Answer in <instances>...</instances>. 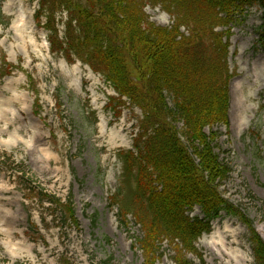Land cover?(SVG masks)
<instances>
[{
	"label": "rangeland",
	"instance_id": "rangeland-1",
	"mask_svg": "<svg viewBox=\"0 0 264 264\" xmlns=\"http://www.w3.org/2000/svg\"><path fill=\"white\" fill-rule=\"evenodd\" d=\"M74 1L85 3V0ZM4 2L0 0V103L11 99L13 103L3 108L13 112L16 118L12 126L0 120V264H144L135 241L142 236L139 226L132 217L128 225L122 224L117 205H110L109 200L120 183L125 184L118 154L131 149L140 111L125 106L117 115L111 100L115 94L103 77L85 71L83 67L90 68L74 55L50 53L48 33L37 27L34 20L38 0L25 2L33 10L30 18L33 41L29 44L9 30L12 16L3 11ZM144 12L158 26L168 27L174 22L163 6L154 4L153 0L144 1ZM261 16V10L253 8L235 19L236 22L232 20L227 27L216 29L224 33L229 29L226 34L229 40L224 41L229 45L227 66L232 75L230 127L227 130L218 125L211 130L206 128L205 132L217 133L214 153L231 169L219 185L222 198L246 217L264 240V22ZM55 18L59 38L65 42L63 24L67 14L58 12ZM41 23L44 25L46 19ZM78 63L82 74H88L92 80L84 79L81 86H71L73 79L63 73ZM94 82L98 87L96 103L91 100ZM36 96L40 114L34 108ZM103 126H106L104 138L98 139ZM16 128L23 132L16 135ZM118 132L119 137L111 148L105 137ZM101 145H104L102 149ZM17 166L27 170L37 189H44L62 203L71 198L77 225L66 218L62 207L40 204L36 198L27 199L23 180L20 181L19 173L15 174ZM131 186L125 188L128 197ZM191 214L200 215L199 209L195 208ZM29 215L39 228L38 234L28 222ZM216 221L224 242H231L232 249L245 256L244 264H253L247 226L237 216L225 212ZM213 231L211 224L210 233L198 239L196 248L205 264H228L226 256L219 255V251L217 255L203 244L204 240H210ZM160 253L161 258L155 264H174V251L168 241L163 242ZM189 257L200 264L196 256Z\"/></svg>",
	"mask_w": 264,
	"mask_h": 264
},
{
	"label": "trees",
	"instance_id": "trees-1",
	"mask_svg": "<svg viewBox=\"0 0 264 264\" xmlns=\"http://www.w3.org/2000/svg\"><path fill=\"white\" fill-rule=\"evenodd\" d=\"M40 0L37 20L46 14L51 51L74 54L103 75L131 108H138V132L133 150L119 155L124 180L133 183L128 197L121 183L110 197L118 206L122 224L131 215L142 236L136 242L144 264L161 258V245L168 241L174 251V264H195L197 240L211 230L210 223L221 212L237 216L249 231L248 242L253 264H264V241L252 223L222 198L219 185L231 172L219 160L213 144L216 132L205 130L222 125L228 129L231 75L227 66V27L237 15L251 7L262 9L264 0H153L174 18L170 28L148 20L145 0ZM66 8L65 46L58 38L54 15ZM189 29L185 36L180 29ZM36 107L38 101L35 100ZM119 114L120 110H116ZM181 125L180 128L177 126ZM28 199L62 207L67 219L77 225L71 198L62 203L55 196L37 189L26 171L18 167ZM195 207L202 217H190ZM38 233V228L29 219Z\"/></svg>",
	"mask_w": 264,
	"mask_h": 264
},
{
	"label": "bare ground",
	"instance_id": "bare-ground-1",
	"mask_svg": "<svg viewBox=\"0 0 264 264\" xmlns=\"http://www.w3.org/2000/svg\"><path fill=\"white\" fill-rule=\"evenodd\" d=\"M25 2L26 0H5V2L3 3V11L8 16H12V20L9 25V30L16 33L17 37L20 40L22 39V41L29 44L33 41V39L30 40V36L34 32V27L30 20L33 14V10L29 8L28 6H25ZM80 68H81V65L78 63L76 65H73L72 69L69 70L68 72H64V70L62 69L61 73L64 72L63 74L65 77L68 76L71 79H73L74 84L71 86H76V85L81 86L84 79L92 80V78L88 74L83 75ZM83 69L87 71L89 74H91L89 69L85 67H83ZM96 79L94 81H97V80L99 81V79L97 80ZM95 85L96 83L94 82L92 85L93 88L91 87L92 91L94 92V94H92L91 96V100L94 103H96L98 100V97L96 96V93H95L98 87H95ZM12 103L13 101L9 99L7 100L5 104L10 106ZM5 104H3L2 102L0 103V114H1L0 120H3L6 126H12V122L16 117L14 116L13 112H10L8 109L3 108V105ZM105 127L106 126L102 127L101 135L98 137V139L104 138ZM121 128L122 130L124 129L122 125H121ZM22 132L23 130L20 128H16V130H14V133H16V135ZM108 135H106L107 137H105L107 138L106 143L108 144V146L112 148V146H114L115 142L117 141L119 137L118 136L119 132L116 134L109 133ZM103 146L104 145H101L100 148L102 149ZM217 223H218L217 221L212 223V228L214 230L212 233V236L210 237V240H204L203 244L209 247L217 255L219 251V255L226 256L228 258V261L226 263L228 264H230L232 261H234L235 264H244L246 261L245 256L238 255L232 249L231 242L229 243L224 242L223 238L221 237L222 233L218 230Z\"/></svg>",
	"mask_w": 264,
	"mask_h": 264
}]
</instances>
